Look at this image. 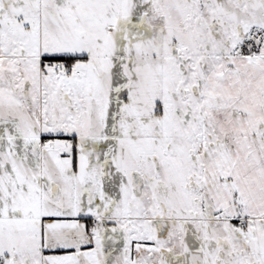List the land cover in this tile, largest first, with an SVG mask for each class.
Wrapping results in <instances>:
<instances>
[{
    "label": "snow or ice",
    "instance_id": "obj_1",
    "mask_svg": "<svg viewBox=\"0 0 264 264\" xmlns=\"http://www.w3.org/2000/svg\"><path fill=\"white\" fill-rule=\"evenodd\" d=\"M0 264H264V0H0Z\"/></svg>",
    "mask_w": 264,
    "mask_h": 264
}]
</instances>
